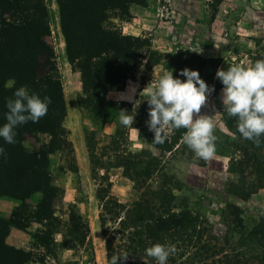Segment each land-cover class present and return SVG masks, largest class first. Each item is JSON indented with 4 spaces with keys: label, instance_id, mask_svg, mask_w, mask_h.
I'll return each mask as SVG.
<instances>
[{
    "label": "trees",
    "instance_id": "16d2710c",
    "mask_svg": "<svg viewBox=\"0 0 264 264\" xmlns=\"http://www.w3.org/2000/svg\"><path fill=\"white\" fill-rule=\"evenodd\" d=\"M55 4L67 62L80 77L77 105L93 126L91 130L85 129L88 157L99 164L104 174L119 169L122 177L142 190L130 203L110 195L106 187L99 186L96 190L98 221L108 264L114 254L125 252L129 255L118 260V264H155L145 252L154 243L176 246L177 252L169 257L168 264H264V219L245 233L241 210L228 205L226 213L239 236L241 249L219 246L207 220L190 209L185 198L174 193L177 189L174 179L156 169L154 159L150 161L144 153L138 156L128 150L127 126L117 123L102 152L97 151V132L112 116L118 117L120 110L135 114L136 124L129 129L138 130L153 142L154 134L147 125L149 108L140 103L107 99L110 92L124 90L143 62L154 66L161 58L154 57L158 54L151 50L147 38L120 34L104 23L110 14L130 16V7H144L146 0H55ZM49 12L46 0H0V125L6 122L5 98L11 97L19 86L27 85L41 97L51 98L47 114L38 123L29 121L16 128L15 144L0 139L7 152L6 159L0 157V198L15 203L7 218L0 216V264H45L47 257L62 264L57 260L60 244L54 239L61 232L63 249L92 253L89 226L73 206L67 209L65 229H61L63 189L50 171L52 157L63 154L72 163L68 168L60 167V173L77 172L74 151L63 127L66 105L50 43ZM166 57L167 67L174 70L175 77L187 67L197 70L215 93L223 87L215 76L217 69L224 67L219 60L183 53ZM261 58L264 55H255L252 62ZM226 125L239 141L232 148L227 168L232 190L237 198L247 201L264 189V143L257 147L243 139L237 132L235 117H229ZM185 131L178 129L164 144L153 145L161 152H171L183 141ZM40 135L46 139L38 147L26 146L27 136L39 141ZM155 175H159L160 181L153 187L149 182ZM36 194L39 197L30 203ZM34 224L40 227L32 234L29 249L6 243L12 228L25 232ZM250 242L261 250L245 252L243 248Z\"/></svg>",
    "mask_w": 264,
    "mask_h": 264
},
{
    "label": "rangeland",
    "instance_id": "374dc122",
    "mask_svg": "<svg viewBox=\"0 0 264 264\" xmlns=\"http://www.w3.org/2000/svg\"><path fill=\"white\" fill-rule=\"evenodd\" d=\"M46 2L50 11V43L54 49L66 105L63 127L72 145L77 168L75 173L65 170L61 174L60 167L68 168L72 162L66 155L56 154L51 159L50 171L56 183L63 189L61 229H65L67 209L73 206L89 226L92 245V253L82 249L65 250L62 248L64 237L61 232L54 236L55 241L60 244L57 260L62 264H108L98 221L96 190L99 186L106 187L110 195L123 203L135 200L142 190L122 177L121 170H110L106 175L98 168L99 164L90 161L84 136L85 129L91 130L93 126L77 105V98L81 94L79 73L72 71L66 59L55 0ZM104 23L107 28L120 34L147 38L151 43V50L158 54L154 57H161L154 66L143 62L126 82L123 91L110 92L107 95L109 100L126 101L134 105L140 103L144 108H149V105L142 91L151 80L168 68L167 54L183 53L216 59L223 63L225 69L233 63L247 66L252 62L253 56L264 55V0H146L144 7L132 5L130 16L110 14ZM196 44L200 45L199 53L188 50ZM221 90L222 88L217 93L213 91L208 96L199 113L212 116L215 124V135L218 139L217 152L213 158L203 160L196 157L183 141L173 151L161 152L152 144L149 136L141 135L139 131L137 133L134 129H129V126L126 144L131 153L138 156L144 153L150 161L154 159L156 169L174 179V187L177 188L174 193L185 198L188 207L207 220L219 246L225 249H229L227 246L241 249L238 246L239 236L234 231L226 208L234 205L241 210L246 233L260 219H264V189L247 201H242L233 193L232 177L227 168L232 148L239 141L227 128L229 117L222 112ZM117 123H120L119 118L112 116L103 129L97 132L98 152H102ZM132 124H136L135 119ZM45 139L40 135L39 141H36L27 136L26 146L38 147ZM148 159L143 161L148 162ZM159 181V175H155L149 183L154 187L158 186ZM37 197L39 194L34 195L29 202L34 203ZM14 205L12 200L0 198V216L7 218ZM39 227L36 224L31 225L25 232L12 228L6 243L27 250L30 248L32 234ZM243 249L247 253L251 249L261 250L251 242ZM45 264L57 262L47 257Z\"/></svg>",
    "mask_w": 264,
    "mask_h": 264
},
{
    "label": "clouds",
    "instance_id": "9594fccd",
    "mask_svg": "<svg viewBox=\"0 0 264 264\" xmlns=\"http://www.w3.org/2000/svg\"><path fill=\"white\" fill-rule=\"evenodd\" d=\"M199 46L196 44L188 50L199 53ZM173 71L166 68L142 91L149 105L147 125L154 134L152 144H164L170 134L183 128L186 130L182 136L183 143L196 157L209 160L216 155L218 137L212 116L199 113L214 87L209 86L197 70L185 67L179 70L176 77ZM215 76L223 85L222 112L228 117H235L239 135L259 147L264 143V58L247 66L233 63L226 69H217ZM50 104V97H41L27 85L16 88L11 97L5 98L6 122L0 125V139L6 144H15L16 128L29 121L38 123L47 114ZM134 116L125 110L118 111L119 121L124 126H131ZM0 157L7 158L2 145ZM145 252L155 264H168L169 257L177 252V248L174 244L154 243ZM128 255L127 252L114 254L109 264H118V260Z\"/></svg>",
    "mask_w": 264,
    "mask_h": 264
}]
</instances>
